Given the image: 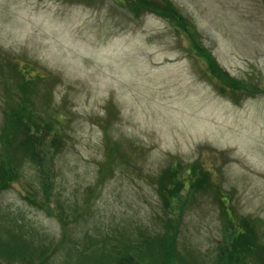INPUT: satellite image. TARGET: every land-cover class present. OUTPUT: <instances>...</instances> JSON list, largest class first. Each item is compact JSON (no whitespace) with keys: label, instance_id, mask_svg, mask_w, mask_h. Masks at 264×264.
Wrapping results in <instances>:
<instances>
[{"label":"rangeland","instance_id":"rangeland-1","mask_svg":"<svg viewBox=\"0 0 264 264\" xmlns=\"http://www.w3.org/2000/svg\"><path fill=\"white\" fill-rule=\"evenodd\" d=\"M15 109L62 144L51 164L43 152L51 197L24 163L0 225L57 241L36 199L79 239H137L178 217L172 175L189 170L173 204L183 256L215 264L246 220L264 244V0H0V129Z\"/></svg>","mask_w":264,"mask_h":264},{"label":"trees","instance_id":"trees-1","mask_svg":"<svg viewBox=\"0 0 264 264\" xmlns=\"http://www.w3.org/2000/svg\"><path fill=\"white\" fill-rule=\"evenodd\" d=\"M171 19H174L173 22L180 20L177 15ZM205 56L212 61L208 54ZM23 93L26 95L25 91ZM15 97L16 94L14 97H6L9 107L15 103ZM23 106L25 107L24 104ZM4 113L6 114L5 121H7L1 125L0 129V193L12 182L20 179L23 164L30 162L35 166L41 180L42 191L45 192L46 197H51L55 174L52 172L49 161L46 164L43 152L45 150L51 157V164L62 144L61 135L59 138L58 133L51 128L55 123H47L49 128L35 126V130H31L28 118L22 119V116L26 117L27 113L22 115L17 109L14 112L4 110ZM111 153L110 151L109 155ZM188 172L189 170L178 172L180 177L172 175L174 180L168 178L178 183V189L169 194L170 201L168 200L173 210L180 211L178 217L172 220L173 216H167L164 212L163 230L137 234V239L133 237L127 239L125 237L128 235H123L125 241L123 239L117 242L113 240L115 242L111 243L112 239L109 241L108 238L106 242L98 241L96 238L87 237L86 234L83 239H79L80 237L73 236L69 231L70 224L67 223L64 217L65 212L61 209L63 206L56 204L54 208L35 199L32 204L44 209L47 213H54L58 218L61 223L59 239L55 241L39 231H26L21 227H4L7 224H2L0 225V264H54L53 258L61 254H63L61 256L63 264H186L185 262L194 264L190 258L183 256L184 252L179 248L177 229L174 224L175 222L179 224L184 216L182 209L173 204H175L174 201L180 199V196H184L182 190L189 182L186 175ZM161 183L163 184L162 180ZM164 194L168 197V193L164 191L161 193V199ZM85 203L88 201L86 200ZM228 219L234 221L232 217L228 216ZM77 220L78 218L75 219ZM233 226L236 229L232 233L233 242L219 248L220 251L216 256L218 262L213 263L264 264V244L259 239V244L256 239L255 242L251 240L253 224L246 220L245 223L237 222ZM241 227L247 232H241ZM71 240L77 242L76 245H73Z\"/></svg>","mask_w":264,"mask_h":264}]
</instances>
